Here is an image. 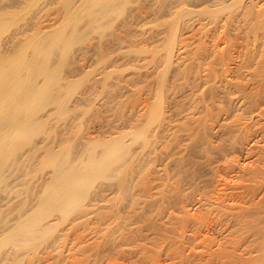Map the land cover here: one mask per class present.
<instances>
[{
	"label": "rangeland",
	"instance_id": "1",
	"mask_svg": "<svg viewBox=\"0 0 264 264\" xmlns=\"http://www.w3.org/2000/svg\"><path fill=\"white\" fill-rule=\"evenodd\" d=\"M251 4L0 0V264H212L230 233L258 242ZM69 169L80 204L49 210L45 193ZM29 219L44 232L24 244Z\"/></svg>",
	"mask_w": 264,
	"mask_h": 264
},
{
	"label": "bare ground",
	"instance_id": "2",
	"mask_svg": "<svg viewBox=\"0 0 264 264\" xmlns=\"http://www.w3.org/2000/svg\"><path fill=\"white\" fill-rule=\"evenodd\" d=\"M97 1V0H96ZM99 1V0H98ZM235 1V0H234ZM250 1H252V4H253V6H252V4H251V7L252 8H254L252 11H254V14H253V16L251 15V13L250 12H248V13H250L249 15L251 16H248V14H246L247 15V17L249 18V19H251V21L253 22L252 23V25L251 26H248V27H251V29H252V33H253V35L252 36H254V40L255 41H258L259 39L261 40V44L259 43V44H257V46L256 45H254V44H256L257 42H254L253 43V45H254V47L255 48H252V53L253 52H255V50H257L256 51V53H258V55L256 54V53H254V54H256V57H257V59H258V57L262 60V61H260V60H257L256 58H254L255 56L252 54V55H250L249 57H248V59L247 60H245V62H244V65H246V66H250L249 67V69L251 68V66H253V65H255L256 66V68L257 67H260V69L262 70L261 72L263 73L264 72V0H250ZM98 3V2H97ZM102 3V2H101ZM240 3V2H239ZM251 3V2H250ZM108 5V4H107ZM230 5V4H229ZM240 5V4H239ZM104 6V5H103ZM228 6V5H227ZM106 7V6H105ZM104 7V8H105ZM220 7H222V6H220ZM224 7V6H223ZM251 7H250V9H251ZM103 9V8H102ZM245 9V8H244ZM249 9V8H248ZM239 11V10H238ZM244 11V10H243ZM246 11H247V9H246ZM251 11V12H252ZM107 12V11H106ZM223 13V12H222ZM233 13V12H232ZM194 14V13H193ZM226 14V13H225ZM243 14H244V12H243ZM189 15V14H188ZM232 15V14H231ZM234 15V14H233ZM176 16V15H175ZM243 16V15H242ZM244 16H245V14H244ZM186 17V16H185ZM244 18V17H243ZM246 18V17H245ZM244 18V19H245ZM252 18H254V21H253V19ZM243 19V20H244ZM230 21V20H229ZM250 21V20H249ZM227 22V21H226ZM248 22V21H247ZM255 22V23H254ZM226 24V23H225ZM249 24H251V23H249ZM227 27V26H226ZM241 29V28H240ZM239 30V29H238ZM250 31V30H249ZM233 32V31H232ZM237 33H239V32H237ZM248 34H250V33H248ZM225 35V34H224ZM253 38V37H252ZM229 39V38H228ZM249 40V39H248ZM253 40V39H252ZM259 40V41H260ZM176 41V40H175ZM235 42V41H234ZM179 43V42H178ZM243 43V42H242ZM226 45V44H225ZM238 45V44H237ZM248 45V44H247ZM180 46V45H179ZM248 47V46H247ZM258 47V48H257ZM250 48V47H249ZM249 48H248V50H249ZM257 48V49H256ZM251 49V48H250ZM253 49H254V51H253ZM240 50V49H239ZM247 50V51H248ZM181 51V50H180ZM243 51V50H242ZM251 51V50H250ZM249 51V52H250ZM183 52V51H182ZM251 53V52H250ZM245 55V54H244ZM248 55V54H247ZM168 56V55H167ZM254 56V57H253ZM247 58V57H246ZM254 58V59H253ZM242 59V58H241ZM245 58H243V60H244ZM257 60V62H260V64H261V66H260V64H258V65H256L257 64V62H255L254 64H249V63H253V61L254 60ZM168 60V59H167ZM170 60V59H169ZM179 60V59H178ZM243 60H240L241 61V64L243 63L242 61ZM253 60V61H252ZM239 66H241V65H239ZM246 66H244L245 68H247ZM255 66H253V67H255ZM242 67H243V65H242ZM243 67V68H244ZM252 67V68H253ZM227 68V67H226ZM240 68V67H239ZM242 68V69H243ZM255 68V69H256ZM241 69V68H240ZM254 70V69H253ZM252 70V71H253ZM259 70V69H258ZM247 71V70H246ZM251 70H249L248 72H250ZM226 72V71H225ZM259 72H260V70H259ZM242 74V73H241ZM252 74V73H251ZM228 75V74H227ZM258 75V74H257ZM256 74H255V76H257ZM253 76V75H252ZM259 76V75H258ZM262 76H264V75H262ZM261 76V77H262ZM236 77H237V75H236ZM260 77H258V78H256L257 80L259 79ZM231 79V78H230ZM255 79V80H256ZM257 80H256V82H257ZM250 81H251V79H250ZM253 81V80H252ZM261 83H264V80L263 81H261ZM235 84V83H234ZM245 84V83H244ZM256 84V83H255ZM258 84V83H257ZM256 84V85H257ZM228 85V84H227ZM261 85V84H260ZM252 86V85H251ZM264 87V86H263ZM254 88H255V86H254ZM241 89V88H240ZM259 89V88H258ZM243 91V90H242ZM252 91V90H251ZM257 91V90H256ZM241 92V91H240ZM245 92V91H244ZM258 92V91H257ZM260 92V91H259ZM262 92V91H261ZM254 93V92H253ZM232 94V93H231ZM234 94V93H233ZM257 94V93H256ZM262 94V93H261ZM260 94V95H261ZM254 95V94H253ZM252 94H251V96H253ZM263 95V94H262ZM246 96V95H245ZM249 96V95H248ZM259 96V95H258ZM264 96V95H263ZM233 97V96H232ZM238 97V96H237ZM250 97V96H249ZM249 97H248V99H249ZM262 97V96H261ZM256 98H257V95H256ZM264 98V97H263ZM251 100V99H250ZM253 100V99H252ZM257 100V99H256ZM252 102V101H251ZM262 102V101H261ZM251 104V103H250ZM259 104V103H258ZM240 107V106H239ZM248 107H249V105H248ZM257 107H258V105H257ZM248 109V108H247ZM246 110V109H245ZM258 110V109H257ZM262 112V111H261ZM241 115V114H240ZM247 115V114H246ZM260 115V114H259ZM238 116V115H237ZM236 116V117H237ZM161 117V116H160ZM264 117V116H263ZM253 127V126H252ZM243 128V127H242ZM249 128H251V127H249ZM262 132V131H261ZM243 135V134H242ZM263 155V154H262ZM261 155V156H262ZM110 157H112L111 155H110ZM117 158H118V156H117ZM115 159V158H114ZM108 160V159H107ZM112 160V159H111ZM262 160V159H261ZM108 161H110V160H108ZM117 162V161H116ZM108 163V162H107ZM111 163L112 162H109V164L111 165ZM109 164H108V167H110L109 166ZM97 165V164H96ZM107 165V164H106ZM93 166V165H92ZM95 166V165H94ZM98 166V165H97ZM106 167V166H105ZM257 167V166H256ZM57 168H59V167H57ZM95 168H96V166H95ZM94 168V169H95ZM259 168V167H258ZM97 169V168H96ZM100 169H101V167H100ZM112 169V168H111ZM255 169V168H254ZM57 170V169H56ZM68 170V169H67ZM70 170V169H69ZM75 170V169H74ZM90 170H92V167H91V169ZM97 170H99V169H97ZM256 170H258V169H256ZM58 171V170H57ZM78 171V170H77ZM251 171V170H250ZM249 171V172H250ZM253 171V170H252ZM70 173L69 174H65L64 176H62L61 174H59V175H61L60 177H59V179H56V182H54L55 184H53L55 187H53L52 189H50L49 190V192H48V194L47 193H45L46 194V196L43 198L44 200H42V201H44V202H42V204H46L47 206H48V208H49V210L51 209H60V208H62L63 206H64V208H66L65 206H66V204H67V206L69 207L70 206V204H71V206H76L77 207V205H79L78 204V200H79V198L77 199V195H80V192H79V188H76V187H74V186H72L73 184H74V182H75V180L77 181L78 179H75L76 177V175H75V173L73 172V173H71L72 172V170H70L69 171ZM99 172H100V170H99ZM108 172H110V171H108ZM107 172V173H108ZM56 173V172H55ZM63 173V172H62ZM103 173V172H102ZM261 173L264 175V171L262 170V172L260 171V170H258V171H255V175L254 176H261V178H262V176L263 175H261ZM258 174H260V175H258ZM253 175V174H252ZM57 177V178H58ZM79 177H80V175H79ZM252 177V176H251ZM250 177V178H251ZM253 178V177H252ZM257 178H259V177H257ZM257 178H255V179H257ZM263 178H264V176H263ZM262 178V179H263ZM57 180H59V181H57ZM258 181V180H257ZM81 182V181H80ZM262 182V181H261ZM256 183V182H255ZM254 183V184H255ZM263 184V183H262ZM75 185V184H74ZM52 186V185H51ZM77 187H78V183H77ZM243 187V186H242ZM246 187V186H245ZM239 189V188H238ZM254 189V188H253ZM46 190H48V189H46ZM52 190V191H51ZM245 191V190H244ZM82 192V191H81ZM249 192V191H248ZM252 192H253V190H252ZM84 193V192H83ZM83 196V195H82ZM81 196V197H82ZM46 198V199H45ZM231 199V198H230ZM264 199V198H263ZM219 201V200H218ZM222 201V200H221ZM262 201V200H261ZM220 202V201H219ZM41 204V203H40ZM251 204V203H250ZM262 204H263V202H262ZM223 205V204H222ZM71 208V207H70ZM73 208V207H72ZM75 208V207H74ZM73 208V209H74ZM78 208V207H77ZM219 208V207H218ZM230 208V207H229ZM236 208V207H235ZM55 209V210H56ZM254 209V208H253ZM256 209V208H255ZM48 210V211H49ZM64 210V209H63ZM72 210V209H71ZM54 211V210H53ZM78 211H80V209L78 210ZM85 211V210H84ZM242 211V210H241ZM247 211V210H246ZM44 212H45V210H44ZM50 212V211H49ZM52 212V211H51ZM235 212V211H234ZM238 213H235L236 215L235 216H233V219H234V221H235V223L237 222V224H235L236 226L239 224L240 226H242V225H244V223L246 224V223H248V221L246 220L247 219V215L244 213V214H242V212H241V214H239V211H237ZM260 212V211H259ZM47 213V212H46ZM225 214V213H224ZM264 214V213H263ZM233 215H234V213H233ZM250 215V214H249ZM43 216V215H42ZM82 216V215H81ZM251 216V215H250ZM38 217H41V216H38ZM46 217V216H45ZM251 217H253V216H251ZM259 218V217H258ZM41 219V218H40ZM46 219H48V218H46ZM30 221H31V223L29 222V221H27V222H29V223H27L28 225H26V223H25V221H23L22 222V224H25L26 226H24L23 227V225H20L19 224V226H21V229H18L17 230V228H16V231H17V233H15L16 234V236H17V238H24L22 241H26V239H28V242H29V240H32V238L31 239H29L35 232H39V225H38V223H39V221H33L32 222V220L33 219H29ZM43 220H44V218H43ZM231 220V219H230ZM249 220V219H248ZM47 221V220H46ZM214 221V220H213ZM233 221V222H234ZM254 221V220H253ZM199 222V221H198ZM201 222V221H200ZM203 222V221H202ZM226 222H228V221H226ZM232 222V223H233ZM252 222V221H251ZM222 223V222H221ZM228 223H230V222H228ZM243 223V224H242ZM209 224H210V222H209ZM247 225V224H246ZM250 225H252V224H250ZM47 226V225H46ZM52 226V225H51ZM50 226V227H51ZM245 226V225H244ZM253 226V225H252ZM251 226V227H252ZM257 226V225H256ZM233 227V226H232ZM246 227V226H245ZM251 227H248V228H251ZM224 228V227H223ZM226 228V227H225ZM225 228H224V230H225ZM252 228H254V227H252ZM43 229V228H42ZM41 229V232H44L43 230ZM222 229V228H221ZM228 229V228H227ZM231 229V228H230ZM258 230V229H257ZM226 231V230H225ZM224 231V232H225ZM230 231V230H229ZM247 231V230H246ZM251 231V230H250ZM41 232H39V234L41 233ZM236 232V231H235ZM256 233H257V231H255ZM260 237H258V242H256L257 241V239H256V243H258V245L256 246L257 248H254V250L253 249H251V247H250V244L251 243H249L248 245H246L248 242H247V238H248V236L245 238V237H243L244 235H242L241 237L240 236H238L239 234H237V236H236V234H227L228 235V237H227V239L224 241V242H221V246H219V247H217V249L215 250V252H213L212 254H210L209 255V258H210V256L212 257L211 259H212V264H258V263H262V264H264V228L263 229H260ZM226 233V232H225ZM14 234V235H15ZM42 234V233H41ZM208 234V233H207ZM252 234H254V235H256L255 233H252ZM258 234L259 233H257V236H258ZM241 235V234H240ZM246 236V235H245ZM36 237V236H35ZM15 238V237H14ZM26 238V239H25ZM195 238V237H194ZM229 238V239H228ZM255 238H256V236H255ZM255 238H254V240H255ZM244 239H246V241L244 240ZM120 240V239H119ZM196 240V239H195ZM209 240H211V239H209ZM254 240H252V238H251V241H253L254 242ZM193 241H194V239H193ZM27 242V243H28ZM196 242V241H195ZM200 242V241H199ZM255 242H254V246H252V244H251V246L252 247H255ZM214 243V242H213ZM223 243V244H222ZM24 244H26V242L24 243ZM218 245H220V244H218ZM217 245V246H218ZM209 246H210V244H209ZM244 246V247H243ZM181 247V246H180ZM246 247V248H245ZM101 248V247H100ZM182 248V247H181ZM90 250V249H89ZM96 250V249H95ZM176 250V249H175ZM102 251V250H101ZM99 252V251H98ZM125 252V251H124ZM205 253H206V251H205ZM238 253H240V254H238ZM97 254V253H96ZM95 254V255H96ZM108 254V253H107ZM159 254V253H158ZM172 254H173V251H172ZM196 254V253H195ZM200 254H203L202 252L200 253ZM161 255V254H160ZM190 255H191V252H190ZM101 256V255H100ZM162 256V255H161ZM175 256V255H174ZM118 257V256H117ZM159 257V256H158ZM170 257L172 258L173 257V255H170ZM184 257V256H183ZM112 258V257H111ZM169 258V257H168ZM173 258H175V257H173ZM194 258V257H193ZM145 259V258H144ZM148 259V258H147ZM157 259V258H156ZM170 259V258H169ZM185 259V258H184ZM198 259H200V258H198ZM208 259V258H207ZM80 260V259H79ZM98 260V259H97ZM101 260L103 261V259L101 258ZM107 260V259H106ZM111 260V259H110ZM155 259H153V261H154ZM84 261V260H83ZM87 261H88V258H87ZM96 261V260H95ZM109 261V260H108ZM149 261V260H148ZM161 261V260H160ZM213 261H215V263H213ZM99 261H97V263H98ZM101 262V261H100ZM99 262V263H100ZM115 262V261H114ZM117 262V261H116ZM155 262V261H154ZM163 262V261H162ZM208 262H210L209 261V259H208ZM75 263H76V261H75ZM82 263V262H81ZM98 263V264H99ZM156 263V262H155ZM181 263V262H180ZM187 263V262H186ZM94 264V263H93ZM96 264V263H95ZM107 264H108V262H107ZM116 264V263H115ZM136 264V263H135ZM162 264V263H161ZM164 264V263H163Z\"/></svg>",
	"mask_w": 264,
	"mask_h": 264
}]
</instances>
